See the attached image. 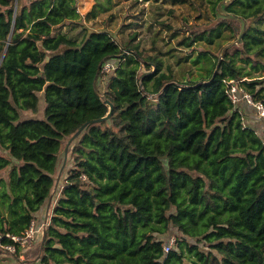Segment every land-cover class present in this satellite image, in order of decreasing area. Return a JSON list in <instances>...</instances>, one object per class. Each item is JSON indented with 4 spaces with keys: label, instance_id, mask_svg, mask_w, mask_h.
Segmentation results:
<instances>
[{
    "label": "trees",
    "instance_id": "obj_1",
    "mask_svg": "<svg viewBox=\"0 0 264 264\" xmlns=\"http://www.w3.org/2000/svg\"><path fill=\"white\" fill-rule=\"evenodd\" d=\"M171 1L200 22L160 21L170 38L219 49L195 78L158 35L147 50L137 33L59 30L78 0H0V243L16 257L9 235L42 219V264H264V127L228 94L243 80L264 104V0Z\"/></svg>",
    "mask_w": 264,
    "mask_h": 264
},
{
    "label": "rangeland",
    "instance_id": "obj_2",
    "mask_svg": "<svg viewBox=\"0 0 264 264\" xmlns=\"http://www.w3.org/2000/svg\"><path fill=\"white\" fill-rule=\"evenodd\" d=\"M94 1L95 0H78V8L82 15V19L76 22H71L69 25L61 27L59 30L71 32L72 35H76L75 38H78V40H80L83 35V24L91 29L108 30L115 33L116 38L124 40L127 39L129 35L137 33L132 42L134 44L140 42L141 48H146L147 50L151 49L153 39L158 35L161 39L157 40L156 43L161 47L162 51L166 52L170 46H173L174 49L171 51H174L179 56L178 58L171 57V60L174 62L175 71L179 75L184 72L185 75H189L192 78L200 76L199 63L198 65L193 63V59L197 56L200 50H210L215 53L219 52L216 45L208 46L202 43L187 48L180 43L181 39H183V32L179 33L175 38H170L173 29L160 24V21L165 20L175 27H184V17H187L191 24L194 22H200V20L197 19L198 10L189 3L174 5L171 0H139L137 3H134L133 0H110V8L108 10L101 11L95 18H87V14L91 11ZM172 8L174 9V12H170V9ZM156 51V49H153L151 52L154 53ZM185 55L189 57L184 61ZM162 56L164 58L169 57V53ZM179 60L180 62L177 63ZM167 63L168 60L166 61V65ZM258 74H264V71L262 73H256L255 75ZM244 79H250V77ZM102 88L103 87H101V89ZM40 105H42V107L45 106L44 99L41 100ZM246 107L249 108L248 106ZM249 112L251 116L248 123H253L254 120H260L262 125L261 128H263L264 121H261L259 118L260 115L256 108H249ZM25 115L43 116V112L40 111L34 113L32 111H26ZM64 164L65 161L58 172V178H60L62 174ZM44 227L45 224L41 226V229L44 230ZM38 232H40V227L38 228ZM33 243L27 245V251H30L27 253L29 257L28 264H42L41 261L35 260V254L38 252V244ZM24 250L25 249L21 248L20 252H24ZM15 259L16 256L14 252L7 250L0 244V264H21L19 261V263L16 262ZM26 260L28 261V259Z\"/></svg>",
    "mask_w": 264,
    "mask_h": 264
},
{
    "label": "built area",
    "instance_id": "obj_3",
    "mask_svg": "<svg viewBox=\"0 0 264 264\" xmlns=\"http://www.w3.org/2000/svg\"><path fill=\"white\" fill-rule=\"evenodd\" d=\"M111 63H106L103 71H108L112 68ZM241 81L243 80H238V81H229L228 83L231 84L229 89H228V94L232 101L237 104L242 101L248 102V104L253 105L257 112L259 113L260 117L264 118V104L262 102H255L253 100L252 95L247 92L241 85ZM38 232V227L37 224L32 221L30 227L26 230V232L22 236H10L12 240H14L21 248L27 247V245L32 244L36 238V234ZM174 241V238L172 239ZM1 244V243H0ZM2 247L6 248L7 250L11 252H16V244H7L3 245L1 244ZM165 251L169 252L171 249V243L170 244H165L164 246Z\"/></svg>",
    "mask_w": 264,
    "mask_h": 264
},
{
    "label": "crops",
    "instance_id": "obj_4",
    "mask_svg": "<svg viewBox=\"0 0 264 264\" xmlns=\"http://www.w3.org/2000/svg\"><path fill=\"white\" fill-rule=\"evenodd\" d=\"M80 1V0H79ZM85 1H88V0H85ZM91 5H92V2H91ZM84 8H86V7H84ZM89 8V7H88ZM246 108V113H247V115H249L250 114V112H249V108H251V107H249V108H247V107H245ZM0 174H6V172H0ZM49 205V204H48ZM46 206L47 208L45 209V211L43 212V214H42V216L43 215H46V214H48L49 213V211H50V206ZM46 212V213H45ZM41 220V219H40ZM37 223L39 224V226H38V228L40 227V232H38V234H37V238L35 239V244H38V252H37V254H35L36 256H35V260H39L40 261V241H41V239H42V237H43V230L41 229V226H43L46 222H45V220H42V221H40V222H38L37 221ZM33 243V244H34ZM30 248V247H29ZM23 249V248H22ZM27 249H28V247L24 250V252H20L19 253V256H17L16 257V262H20L21 264H28L29 263V257H28V252H30L29 250L27 251ZM26 259H28V261L26 260ZM13 260V259H12ZM14 261V260H13ZM18 262V263H19ZM33 262V261H32Z\"/></svg>",
    "mask_w": 264,
    "mask_h": 264
},
{
    "label": "water",
    "instance_id": "obj_5",
    "mask_svg": "<svg viewBox=\"0 0 264 264\" xmlns=\"http://www.w3.org/2000/svg\"><path fill=\"white\" fill-rule=\"evenodd\" d=\"M232 1H234V0H231L230 2H226V1H224V3L228 4V3H231ZM17 4H18V1H16V4H15V7H16V8H17ZM242 34H243V33H242ZM242 34L240 35V37L238 38L237 41H239V40L241 39ZM228 45H230V44H228ZM65 50H66V45H61L57 50H55V51H53V52H50L49 55H50L51 57H54L55 55H58V54H60L62 51H65ZM223 52H224V50H223ZM218 67H219V63H218L217 69H218ZM76 134H77V133H76Z\"/></svg>",
    "mask_w": 264,
    "mask_h": 264
}]
</instances>
